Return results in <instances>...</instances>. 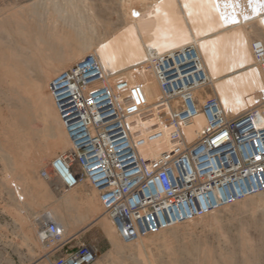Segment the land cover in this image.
<instances>
[{
	"label": "rangeland",
	"instance_id": "obj_1",
	"mask_svg": "<svg viewBox=\"0 0 264 264\" xmlns=\"http://www.w3.org/2000/svg\"><path fill=\"white\" fill-rule=\"evenodd\" d=\"M247 2L239 10L235 0H0V264H55L82 244L98 251L92 264H264V191L127 242L92 187L60 191L50 170L71 141L49 82L87 55L117 89L158 90L146 61L192 45L209 75L193 96L216 97L233 113L249 109L264 86L251 66L264 26L232 23L247 15ZM202 125L201 116L186 123L189 141ZM169 145L166 137L147 142L140 154ZM49 221L64 227L61 242L39 236Z\"/></svg>",
	"mask_w": 264,
	"mask_h": 264
},
{
	"label": "built area",
	"instance_id": "obj_2",
	"mask_svg": "<svg viewBox=\"0 0 264 264\" xmlns=\"http://www.w3.org/2000/svg\"><path fill=\"white\" fill-rule=\"evenodd\" d=\"M251 9V7H249ZM264 26V5L260 12ZM245 20V19H244ZM254 65L264 75V43L252 44ZM159 96L143 85L108 84L97 59L87 55L58 72L49 90L71 141L50 163L52 178L73 189L98 191L103 211L127 242L192 221L264 191V125L253 106L229 114L216 97L201 102L193 91L207 83L195 49L185 46L146 61ZM199 113L205 123L189 141L185 123ZM166 137L169 148L144 157L140 147ZM49 179V172L43 171ZM63 229L49 221L40 237L61 242ZM98 251L80 245L55 264H92Z\"/></svg>",
	"mask_w": 264,
	"mask_h": 264
},
{
	"label": "bare ground",
	"instance_id": "obj_3",
	"mask_svg": "<svg viewBox=\"0 0 264 264\" xmlns=\"http://www.w3.org/2000/svg\"><path fill=\"white\" fill-rule=\"evenodd\" d=\"M236 1V3L238 4V9L240 10V3H244V1L245 0H235ZM247 5H248V9L247 10H245V8L243 9V12L245 13V14H247V15H245V16H243V15H241V14H239L238 16H241V19H237V18H235V19H232V23L233 24H240V23H248V22H250V21H252L253 19H255L256 21H258L260 24H261V26H262V20H261V15H258L257 17H253L252 15H253V13H255V14H257V13H259L260 12V9L262 8V6L264 5V1L262 0V2L261 1H259V0H248V2H247ZM249 7H251V9H249ZM234 12V11H233ZM236 14V13H235ZM137 17V16H136ZM245 19V20H244ZM187 46H189V47H191V48H193V49H195L196 50V48L194 47V46H192V45H187ZM185 47V46H184ZM184 47H182V48H184ZM182 48H179V49H182ZM177 50V49H176ZM175 51V50H174ZM170 52H172V51H170ZM196 52H197V56H198V59L200 60V62H201V65H202V67L204 68V70H205V72H206V75H207V81H208V79H209V75H208V73H207V71H206V68H205V66H204V64H203V62H202V60H201V58H200V56H199V54H198V51L196 50ZM169 53V52H168ZM158 54V53H157ZM93 56L97 59V56H96V54H93ZM252 65H254V63H252L251 64V66ZM255 66V65H254ZM256 70H257V72L259 73V75H260V77L261 78H263V74L260 72V70L259 69H257L256 67H254ZM106 74V73H105ZM106 81H107V83L108 84H110V77H108L107 76V74H106ZM204 85H202V86H200V87H197L195 90H197V89H199V88H201V87H203ZM264 88V86H262V87H260V88H258V90H260V89H263ZM194 90V91H195ZM194 91H193V93H194ZM54 100V99H53ZM255 100V99H254ZM221 104V103H220ZM222 106V105H221ZM253 106V105H252ZM251 106V107H252ZM250 107V108H251ZM222 108L225 110V111H227L229 114H235V113H233L232 111H230V110H226L225 109V107L224 106H222ZM258 108H260V107H257L256 109H258ZM262 109V108H261ZM264 110V109H263ZM199 116H201V118H202V121H203V125H204V123H205V117H204V115L202 114V113H199L198 115H196L194 118H198ZM194 118H192V119H194ZM191 119V120H192ZM200 119V118H199ZM257 119H258V122H259V124L260 125H264V123L261 121V119H259L258 117H257ZM190 121V120H189ZM187 123V122H186ZM186 123H185V126H186ZM202 125V126H203ZM185 130H186V128H185ZM187 131L188 130H186V134H187ZM68 134V133H67ZM188 135V134H187ZM261 193V192H260ZM259 194V193H258ZM251 197V196H250ZM249 198V197H248ZM245 199H247V198H245ZM244 200V199H243ZM105 214V213H104ZM48 216H49V218L50 219H52V220H55V215H54V213H52L51 211L48 213ZM58 226L61 228V229H63V231H65L64 230V227L61 225V224H59L58 223ZM40 236V235H39ZM73 237V236H72ZM71 237V238H72ZM70 238V239H71ZM64 242V241H63Z\"/></svg>",
	"mask_w": 264,
	"mask_h": 264
},
{
	"label": "crops",
	"instance_id": "obj_4",
	"mask_svg": "<svg viewBox=\"0 0 264 264\" xmlns=\"http://www.w3.org/2000/svg\"><path fill=\"white\" fill-rule=\"evenodd\" d=\"M114 86H115V85H114ZM142 91H143L144 95L147 97V100H151L152 98H154V96H155L157 93H159V89H158V90H155V89H153L151 86L146 85V84H145V88H144ZM57 180L59 181V186H60L59 190H60V191H67V190L63 187L62 182H61L59 179H57ZM94 191H96V190L94 189ZM93 195H94V193H93ZM96 195H97L98 198H99V193H98V191H96ZM93 197H94V196H93Z\"/></svg>",
	"mask_w": 264,
	"mask_h": 264
}]
</instances>
